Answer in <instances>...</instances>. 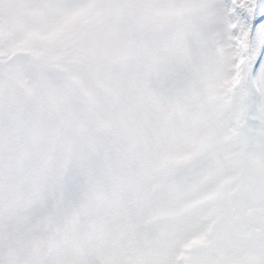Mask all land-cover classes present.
<instances>
[{"label": "rangeland", "instance_id": "1", "mask_svg": "<svg viewBox=\"0 0 264 264\" xmlns=\"http://www.w3.org/2000/svg\"><path fill=\"white\" fill-rule=\"evenodd\" d=\"M218 2L0 0V264H264V97Z\"/></svg>", "mask_w": 264, "mask_h": 264}, {"label": "snow or ice", "instance_id": "2", "mask_svg": "<svg viewBox=\"0 0 264 264\" xmlns=\"http://www.w3.org/2000/svg\"><path fill=\"white\" fill-rule=\"evenodd\" d=\"M217 7L226 21L234 24L230 35L247 45L241 74L249 110L255 112L256 103L264 97V0H245L239 6L231 0H219Z\"/></svg>", "mask_w": 264, "mask_h": 264}, {"label": "trees", "instance_id": "3", "mask_svg": "<svg viewBox=\"0 0 264 264\" xmlns=\"http://www.w3.org/2000/svg\"><path fill=\"white\" fill-rule=\"evenodd\" d=\"M244 2H245V0H242V1L238 2L237 5H238V6H239V5H242Z\"/></svg>", "mask_w": 264, "mask_h": 264}]
</instances>
